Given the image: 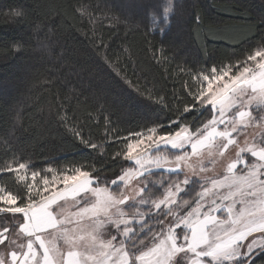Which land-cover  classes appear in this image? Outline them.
I'll list each match as a JSON object with an SVG mask.
<instances>
[{"label":"snow or ice","instance_id":"1","mask_svg":"<svg viewBox=\"0 0 264 264\" xmlns=\"http://www.w3.org/2000/svg\"><path fill=\"white\" fill-rule=\"evenodd\" d=\"M73 7L93 25L100 20L84 0ZM139 7L143 29L166 36L183 5L142 0ZM13 15L25 17L20 9ZM104 19L110 26L129 24ZM131 26L141 30L139 23ZM207 34L241 43L235 26L224 22ZM96 39L97 53L112 67L108 46ZM47 40L38 38L39 48L49 50ZM10 50L26 49L16 43ZM152 54L157 63L166 59L163 48ZM186 74L193 87L182 97L146 98L149 109L167 119L150 117L128 136L112 137L106 129L99 143L83 126L68 128L79 142L74 147L106 157L100 168L93 158L59 170L47 167L41 175L30 157L21 159L23 153L0 159V173H12L22 184L15 191L0 185V264H264V35L242 52L233 49ZM14 112L18 124L21 109ZM56 115L67 126L69 111ZM110 141L120 150L106 153ZM218 163L222 171L210 175Z\"/></svg>","mask_w":264,"mask_h":264},{"label":"trees","instance_id":"2","mask_svg":"<svg viewBox=\"0 0 264 264\" xmlns=\"http://www.w3.org/2000/svg\"><path fill=\"white\" fill-rule=\"evenodd\" d=\"M84 2L90 3L93 14L100 17L94 25L74 11L80 0H0V159L23 153L21 159L30 157L41 175L47 167L59 170L94 158L100 168L105 162L106 157L95 149L73 146L79 143L68 131L73 123L97 140L105 136L106 129L112 137L128 136L150 117L167 119L165 114L149 109L148 95L159 94L166 100L173 99V94L182 97L185 88L193 87L188 69L207 67L230 56L233 49L240 53L264 35V24L260 23L264 0H180L183 7L166 36L143 29L142 0ZM17 9L25 13L24 18L13 15ZM105 16L119 17L129 24L110 26ZM219 22L234 25L241 43L207 34L208 28ZM135 23L141 30L131 26ZM37 24L39 32L34 31ZM45 35L47 51L37 43ZM97 37L108 46L112 67L97 53L93 45V41L99 42ZM16 43L24 44L23 54L10 50ZM154 47L163 48L166 59L155 62ZM120 77L131 80L142 95ZM65 97L70 98V105ZM17 106L21 109L18 124L14 120ZM65 109L70 116L67 126L59 123L56 115ZM185 115L195 122L191 114ZM110 143L113 147L106 145V153L120 150L118 142ZM107 163L111 166L113 162L109 158ZM0 185L21 189L12 173H0Z\"/></svg>","mask_w":264,"mask_h":264},{"label":"rangeland","instance_id":"3","mask_svg":"<svg viewBox=\"0 0 264 264\" xmlns=\"http://www.w3.org/2000/svg\"><path fill=\"white\" fill-rule=\"evenodd\" d=\"M127 163V162H126ZM222 171V165L220 163H218L216 166H215V169L210 172L209 174H218ZM159 177H153V179H158ZM21 183V182H20ZM21 188H22V184H21Z\"/></svg>","mask_w":264,"mask_h":264},{"label":"water","instance_id":"4","mask_svg":"<svg viewBox=\"0 0 264 264\" xmlns=\"http://www.w3.org/2000/svg\"><path fill=\"white\" fill-rule=\"evenodd\" d=\"M156 171H162V170H156Z\"/></svg>","mask_w":264,"mask_h":264}]
</instances>
